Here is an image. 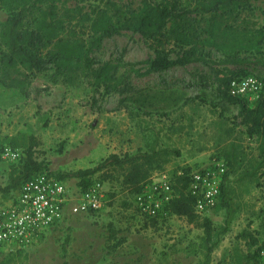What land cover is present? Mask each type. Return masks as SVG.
Masks as SVG:
<instances>
[{
  "label": "trees",
  "instance_id": "obj_1",
  "mask_svg": "<svg viewBox=\"0 0 264 264\" xmlns=\"http://www.w3.org/2000/svg\"><path fill=\"white\" fill-rule=\"evenodd\" d=\"M252 1L0 0V9L6 13V18L0 20V86L17 89L25 97L35 79L52 71L53 83L77 87L88 81L96 92H103V95H122L140 108L157 110L152 103L156 101V95L130 94L131 73L142 77L194 62L208 65L213 72L218 98L237 107L234 118L237 123H231L222 113L209 122L214 131L213 157L216 161H223L226 167L220 183V203L215 207L224 208L229 214L235 196L232 185L235 184L241 194L249 195L264 177V88L251 103L230 95V83L240 78V71L215 68V63L207 59L206 54L210 50L221 53L224 58L219 63L224 66L249 65V58L243 56L247 53L260 56L264 63V26L259 27L253 19ZM124 32L140 35L154 51L152 59L140 63L146 66L143 72L130 65L118 75L119 67L124 64L94 58L106 39ZM198 78L204 81L208 77L200 74ZM160 95V102L164 103L162 110L183 106L187 102L173 92L163 91ZM197 107H192L193 113ZM237 126L244 128L249 140H258L257 154L246 150L243 133L237 130ZM4 140L5 144L0 141V168L5 165L1 159L4 147L21 151L18 161L9 164L7 184L0 186L4 196L17 193L31 176L47 173L61 182L66 178L76 179L81 191L95 182L117 181L134 200L153 176L165 172L172 157L179 155L174 148L146 146L134 153H111L91 168L60 173L49 171L47 161L37 159L41 141L34 135L18 133ZM193 170L190 166L173 169L170 178L175 195L165 210L167 217L182 218L188 225L202 231V264H209L229 221L221 229H216L208 217L195 213V198L189 192ZM124 205L127 208L134 206L138 214L135 205L126 202ZM159 221L163 219L144 217V227L157 228ZM238 239L242 244L233 247L231 264H258L264 236L259 239L245 229L238 234ZM125 241L112 232L107 248L116 251ZM65 251L63 245L61 264H68ZM14 254H7L0 259V264H16L17 255Z\"/></svg>",
  "mask_w": 264,
  "mask_h": 264
},
{
  "label": "rangeland",
  "instance_id": "obj_2",
  "mask_svg": "<svg viewBox=\"0 0 264 264\" xmlns=\"http://www.w3.org/2000/svg\"><path fill=\"white\" fill-rule=\"evenodd\" d=\"M252 6L254 21L263 27L264 0H253ZM5 18L6 13L0 9V20ZM206 55L207 59L215 63V68L240 71L239 77L252 75L264 88V63L260 56L247 53L243 56L249 58V65L224 66L219 63L224 58L221 53L210 50ZM153 57L154 51L148 43L140 35L131 32L106 39L94 54L96 61L124 64L119 67L118 75L128 70L130 65L143 72L146 66L140 63ZM200 74L208 78L202 81L198 78ZM212 74L210 67L200 62L142 77L131 73L130 94L156 95L157 99L152 103L157 110H152L140 108L122 95L96 92L88 81L77 87L53 83L52 71H47L33 81L25 97L17 89L0 86V141L5 144L4 135L10 134L4 132L3 127L7 131L9 129L13 136L18 133L32 134L41 141L37 148V159L47 161L49 171L68 173L87 169L96 165L101 157L99 155L100 158H95L89 165L84 164L82 158L98 147L97 143L102 141L105 134L116 139L111 141L116 144L114 149L119 152L129 150L131 141L121 139L125 134L123 131L117 130V127L111 130L103 128L107 117H114L116 112H121L126 113L144 147H170L179 151V155L172 157L166 166L165 172L169 177L176 166H190L200 171L211 167L216 161L213 157L214 131L209 122L222 113L231 123H237L234 119L236 105L221 102ZM163 91L181 95L182 100L187 101L186 105L162 110L164 103L160 102V92ZM195 105L198 107L193 113L192 107ZM68 109L78 116V121L64 128L67 121L65 111ZM236 128L243 133L246 150L257 154L258 140H249L243 127ZM133 142L135 144V139ZM107 145L101 144V153L104 149L109 150ZM119 145L121 149L117 148ZM4 164L0 168L1 187L8 182L9 164ZM63 182L70 190L77 187L76 179L66 178ZM103 187L107 194L105 205L100 211L77 216L67 214L62 223L30 245L0 249V259L15 253L16 264H61L62 246L65 245L64 257L68 264H202L200 229L175 216L164 217L163 221L158 222L157 228L144 227V217L135 212L134 206L127 208L124 205L125 202L134 205V200L120 188L117 181H105ZM232 187L235 196L229 214L224 208L216 207L204 214L216 229H221L229 221L227 231L213 250L209 264L232 263L233 247L242 244L238 239L241 231L248 229L259 239L264 236V177L249 195L241 194L235 184ZM15 194L10 192L4 196L0 192V207L8 205ZM112 232L126 241L121 248L111 252L107 246ZM258 264H264L259 256Z\"/></svg>",
  "mask_w": 264,
  "mask_h": 264
},
{
  "label": "built area",
  "instance_id": "obj_3",
  "mask_svg": "<svg viewBox=\"0 0 264 264\" xmlns=\"http://www.w3.org/2000/svg\"><path fill=\"white\" fill-rule=\"evenodd\" d=\"M262 85L252 75L231 81L229 93L253 102L259 96ZM21 151L4 147L2 161L14 164ZM225 173L222 161L203 170L190 173L189 192L195 198L194 211L199 216L212 210L218 203L220 183ZM103 184L95 182L84 191L70 190L68 186L47 173H38L26 180L14 199L0 207V249L24 248L45 232L56 228L67 214L77 216L98 212L105 205ZM171 178L166 172L156 174L141 192L134 197V205L141 217L163 219L165 207L174 197ZM264 262V248L259 252Z\"/></svg>",
  "mask_w": 264,
  "mask_h": 264
},
{
  "label": "crops",
  "instance_id": "obj_4",
  "mask_svg": "<svg viewBox=\"0 0 264 264\" xmlns=\"http://www.w3.org/2000/svg\"><path fill=\"white\" fill-rule=\"evenodd\" d=\"M70 115L71 117L67 118V116ZM114 117H107L106 118V122H105V126L103 128L111 130V128L116 129V127L118 128L117 130L123 131V133H125L122 136V140H130V147L129 150L127 151L126 149L123 151L116 150L114 149V147L116 146V144L114 145V143H112L111 141H116V139L113 136H110L109 134H105L104 137L101 139L102 141L98 142L97 148H94L93 150H90L87 153L86 157L82 158V162L84 164L89 165L90 162L94 161L95 158H100L99 161L103 158H105L107 155L114 153V154H123V153H134L138 148H143L144 144L142 143V140H140L138 138V135L136 134V130L135 128H132V125L130 124V120L127 119L126 113L122 114L121 112H116V114H114ZM65 117H66V122H65V126L64 128H68L70 125H73L74 122H77V118L78 116L73 115L72 111L66 110L65 111ZM2 130L6 133H10V134H6L4 135L5 137H12L13 134L11 132H9V129L7 131V129H5V127L2 128ZM6 130V131H5ZM12 131V129H10ZM2 135V134H0ZM133 139H135V144H133ZM102 142V143H101ZM108 143L107 147H109V150L104 149V151L101 153V144H105ZM127 145H129L128 143H126ZM111 145L113 147H111ZM118 149H121V145H119V147H117ZM125 148V147H124ZM100 155V157H98Z\"/></svg>",
  "mask_w": 264,
  "mask_h": 264
}]
</instances>
